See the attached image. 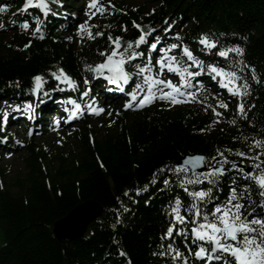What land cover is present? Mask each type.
Instances as JSON below:
<instances>
[{
  "label": "trees",
  "instance_id": "16d2710c",
  "mask_svg": "<svg viewBox=\"0 0 264 264\" xmlns=\"http://www.w3.org/2000/svg\"><path fill=\"white\" fill-rule=\"evenodd\" d=\"M64 1L70 3L73 0ZM112 1L115 8L111 14L105 12L103 19L93 24V34L96 31L104 33L95 39H88L86 35L81 37L76 30L65 31L53 16L44 22L45 28L40 31L44 38L41 39L40 32L32 35L37 28V19L41 20L37 8L17 16L18 22L27 21L29 28L9 29L3 34L0 107L5 101L31 100V78L38 73L47 78L44 91L54 95L63 86L57 87L58 82L50 77L49 70L55 71L58 67L76 80L79 91H86L88 84L84 83V78L90 80L92 74L84 70V64H94L102 59L98 50L108 46L109 33L113 37H122L125 42L135 40L140 34L133 26L136 22L145 31L149 27L155 29L148 38L149 43L157 37L161 38V46L182 41L206 63L230 66V61L201 49L196 38L202 33L219 41V47H242L243 56L230 53L231 60H240L241 66L254 67L260 81L251 79V67H245L240 73L250 85V93L243 98L247 119L236 116V106L230 104L224 90L207 88L204 95L208 100L204 103L169 107L166 102L157 101L136 112L120 107L112 130L92 140L90 137L96 132L87 115L82 120L85 133L79 137V150L61 151L55 158H49L48 150L36 137L27 139L25 162L28 171L12 184L18 190L14 191L12 185L0 187V235L3 240L0 264H173L170 256L159 255L169 243L185 255L189 254L183 237L164 238L171 222L169 205L177 195L185 207L190 199L177 186L172 174L157 173V183L151 184L152 174L162 166L176 165L188 154L202 153L210 158L216 155L217 148L232 149V152H225L230 161L252 166L251 159L239 157L236 152L243 151L247 157H252L260 151L251 146V140L264 138V0H158L150 9L129 7L123 0ZM23 2L0 0L1 4L9 6L3 12L4 17H10ZM121 26H126L127 31ZM75 35L81 42L74 38ZM26 44L29 45L27 48ZM146 46L142 45L139 50L146 53ZM9 81H19L20 87L8 86ZM132 85L134 80L129 90ZM60 91L63 94L70 92ZM214 95L229 105L227 109H218L222 113L218 123H213L217 118L210 109L204 110L207 104L215 103ZM200 99L203 100V96ZM234 117L235 125L229 123ZM0 129L1 139L6 136V125L0 123ZM200 129L207 130L201 132ZM244 136L248 140H244ZM260 159L264 160V156ZM46 161L50 165H46ZM4 174V169L0 168V182ZM234 177L241 187L245 183L235 170L227 172L213 189L219 200L226 199ZM165 178L173 181L167 189L163 184ZM145 184H149L148 189L137 195L135 190ZM201 186L207 188L209 185L205 182ZM253 189V207L259 215L264 209L259 207L260 198L255 194L254 185ZM125 191L128 196L124 195ZM88 199L96 200L104 207L102 216L91 222L83 237L58 239L53 232L54 223ZM245 206L249 207L246 201ZM188 241H191L190 235ZM121 251L126 255L121 256Z\"/></svg>",
  "mask_w": 264,
  "mask_h": 264
},
{
  "label": "snow or ice",
  "instance_id": "6c2138e0",
  "mask_svg": "<svg viewBox=\"0 0 264 264\" xmlns=\"http://www.w3.org/2000/svg\"><path fill=\"white\" fill-rule=\"evenodd\" d=\"M50 3L60 4L61 0H25L20 11L26 12L30 7L38 8L41 12L47 15L51 12ZM7 4H0V12H5L8 9ZM115 6L108 0L107 7L100 0H88L86 15L89 20L97 13L104 15L105 12L111 14ZM154 11V10H153ZM55 14V13H53ZM41 21L37 19V28L32 32V35H37L40 32ZM133 26L139 30V35L135 40L123 41L122 37H113L111 33L107 36L108 46L103 50H98L99 56L102 59L94 64H84V70L93 75V78L103 77L109 84L114 85L119 91L124 92L125 86L130 85V82L135 79L136 83L132 85V90L127 92L128 100L123 105L126 109L144 108L157 100L167 102L169 107H173L181 103L199 102L204 103L208 100V96L204 95L203 83L197 79L202 73L207 72L213 81H218L222 88L232 96L238 98L239 102L236 105V116L247 119V109L243 102V98L250 93V85L246 79L240 75L245 67L241 66L240 60H231L230 53L242 57L244 49L239 45L231 47H219V41L212 39L207 34H201L196 38L197 43L203 51L213 53L230 61V66H221L218 63H206L197 57L191 48L180 41L177 34L178 43H171L164 47H158L161 43V38L157 37L149 43V36L155 32V29L148 28L144 30L143 26L133 22ZM4 25L0 24V28ZM22 28L28 29L29 24L25 21ZM94 26L84 21L77 27V33L81 37L87 36L88 39L102 37V31L92 32ZM108 27H111L110 25ZM123 31H127L126 26H121ZM165 32L168 28L165 27ZM223 35V34H222ZM40 38L43 39V33L40 32ZM71 40L72 37H67ZM246 39V38H245ZM31 41L29 42V44ZM142 45H147L148 54L140 51ZM29 45L26 44L25 48ZM219 47L218 51H215ZM173 50H179V56L173 54ZM152 53H159L158 57L153 62ZM145 57L144 62L137 63V59ZM131 69V70H129ZM165 73L174 74L178 77V82L173 79L162 78ZM251 79L259 83V78L256 75V70L251 67ZM51 78L55 79L59 87L63 84L68 89L75 90L77 82L63 68H57L55 71L49 70ZM33 86L29 89L34 95L44 93L47 78L43 74H36L32 78ZM243 80V83L241 81ZM195 81V83H193ZM84 83L88 84L87 77L84 78ZM20 87L19 81H9L8 86ZM63 91V89H61ZM81 96H88V91L80 93ZM203 96V100L200 97ZM214 104L209 103L205 107L207 112L212 111L214 117L213 123L219 122V117L222 113L218 109H227L229 105L219 98L213 96ZM95 100V97L92 98ZM68 103L73 107L66 108L65 111L70 115L68 120L80 112L84 111L81 104L75 99L69 97ZM7 104V101H5ZM13 111H20L21 105L17 104L9 106ZM33 109L31 103L23 106V110L28 112ZM87 110L93 114L99 115L105 112L102 107L94 106L91 102L87 106ZM109 116L112 113H108ZM9 116L8 108L3 111V116L0 117V123L7 124ZM59 120L55 123L59 124ZM230 124L235 125L237 120L235 117L229 120ZM251 123V122H250ZM2 130V129H0ZM207 129H200L201 132ZM7 139V137H4ZM233 139H238L234 137ZM248 140L247 136L243 137ZM251 146L259 149L252 157H247L243 151H237L236 155L251 159L253 161L251 171L237 164L235 161H230L225 155V152H232L228 148L221 150L216 149V155L205 157L200 154L185 157L183 163L162 166L152 174L151 184L157 183V173H170L175 177V183L190 199L187 207L179 195L175 196L172 203L169 205V215L171 222L166 228L164 238L180 236L185 239L188 254L193 256L195 260L201 264H210L212 261L219 264H264V212L257 215L255 211V201L252 196L254 194L253 185L255 186V194L259 196V207L264 209V160L260 157L264 156V138L251 140ZM219 157V159H217ZM259 161V162H257ZM226 165H230L232 170L238 172L245 183L241 187L234 177L231 180L228 195L226 199L219 200L214 194L213 189L216 188L222 177L229 171ZM203 167L204 171H196L197 168ZM250 181L251 183H248ZM173 181L170 178L163 179V184L167 189ZM209 186L202 187L204 183ZM201 186V187H197ZM2 187V185H0ZM149 184H145L143 188H137L136 194L146 191ZM128 196V191L124 192ZM245 201L249 206L246 208ZM209 205L211 209L209 210ZM124 211H128L125 207ZM245 212L248 214L246 215ZM119 222V219L117 220ZM116 225L114 224L113 227ZM189 235L191 241H188ZM193 248L195 251L193 252ZM121 256L126 255L124 252L119 253ZM160 256H170L173 264H189V255L175 248L171 243L167 245L164 251L159 253Z\"/></svg>",
  "mask_w": 264,
  "mask_h": 264
},
{
  "label": "rangeland",
  "instance_id": "374dc122",
  "mask_svg": "<svg viewBox=\"0 0 264 264\" xmlns=\"http://www.w3.org/2000/svg\"><path fill=\"white\" fill-rule=\"evenodd\" d=\"M125 4L129 7H138L142 6L145 8H152L153 6L157 5L158 0H123ZM101 3H104L105 6H107L108 0H100ZM88 6V0H74V2L69 3L67 9L72 13H77V22L74 23H69L65 24L66 29L74 28L77 30V27L79 24H81L84 21H88L89 24L93 25L99 20L103 19V15H100L97 13L95 16L89 20L88 15H86V9ZM74 10H73V9ZM73 11V12H72ZM16 14L22 15L24 13L23 11L16 10ZM72 18V16H71ZM0 24L4 25L3 28H0V44L4 38V32L8 31L9 29L5 25V19L2 16V12H0ZM15 27H12L14 29ZM7 34V38L10 36L9 33ZM11 34V32H10ZM78 42H81L79 38L75 35L74 37ZM160 47V46H158ZM173 54L179 56V50H173ZM159 55V53H158ZM157 55V57H158ZM156 57V58H157ZM143 61L139 60L138 63H141ZM164 79L171 78L173 79L174 82H178V77L175 76L174 74H167L162 77ZM107 87V82L102 88ZM104 88V89H105ZM205 88H210L212 90L214 89H219L222 88L220 87H215L214 85H207ZM103 92V91H102ZM101 91H97L96 94L93 95V97H99L100 98L96 101V104L98 107H102L105 109L104 113H101L97 116H94L92 121H91V127L92 129L96 132L94 134V138H100L102 137L105 132L111 131L113 122L116 117V111L117 109L123 105H121L119 102L128 100L127 99H121V97H118L117 100H111V98H106L105 93H102ZM74 99V98H73ZM52 101H54L53 98H51ZM231 102L230 104H233L236 106L235 103V97H229ZM63 101V98L60 100ZM28 102H22L19 103L21 105V110L20 111H15L17 114L13 115V118L10 119V121L5 124L6 125V137L7 139H4L2 137L1 140V145H0V168L4 169V177L2 178L1 183L2 186H8L11 187L12 184H14L15 180L19 177H24V175L27 173L28 169L26 167V162H25V157H26V147H25V142L27 139L30 137L29 135V128H24L22 126V118H25L26 116L30 115V111L25 112L23 110V106L27 104ZM187 103H181L177 104V106L181 105H186ZM17 105L15 103H7L3 104L0 107V114H3V111L5 108H8L9 113L13 111L11 107L9 106H14ZM124 108V107H123ZM126 109V108H124ZM129 112H134L137 109L136 108H131V109H126ZM140 110V109H139ZM138 111V110H137ZM112 113L111 116L108 115V113ZM53 118V117H50ZM26 119V118H25ZM42 132H37V134H33L32 137H36V140L39 142V144L46 150H48L50 156L49 158H55L59 152L64 151V153H68V151H78L80 148L79 145V137L81 134H84V126L82 123V120H68L67 118L61 119V125L58 127L55 125V123L52 122H47L46 126L42 127ZM11 136L13 137L14 142L11 143ZM19 142V143H18ZM17 143L18 146L15 145ZM14 144V145H13ZM46 165L48 162L46 161ZM12 189L14 191H17V187L12 185ZM2 236L0 235V245L2 244ZM195 249L193 250V252ZM189 264H201L200 261L197 260H192L189 261Z\"/></svg>",
  "mask_w": 264,
  "mask_h": 264
},
{
  "label": "water",
  "instance_id": "95a60500",
  "mask_svg": "<svg viewBox=\"0 0 264 264\" xmlns=\"http://www.w3.org/2000/svg\"><path fill=\"white\" fill-rule=\"evenodd\" d=\"M200 154L206 157L202 153L188 154L181 158L177 164L183 163L185 157ZM219 159V158H217ZM236 162V161H235ZM239 166H242L237 162ZM229 171L232 170L230 166ZM205 168H197L196 171H204ZM245 171H251V168H246ZM104 207L96 200L88 199L69 211L66 216L60 218L54 223L53 232L55 236L60 240H75L84 236L88 226L91 222L97 220L102 216Z\"/></svg>",
  "mask_w": 264,
  "mask_h": 264
},
{
  "label": "bare ground",
  "instance_id": "6f19581e",
  "mask_svg": "<svg viewBox=\"0 0 264 264\" xmlns=\"http://www.w3.org/2000/svg\"><path fill=\"white\" fill-rule=\"evenodd\" d=\"M106 93L109 94V95H116L114 92H111V91H106Z\"/></svg>",
  "mask_w": 264,
  "mask_h": 264
}]
</instances>
